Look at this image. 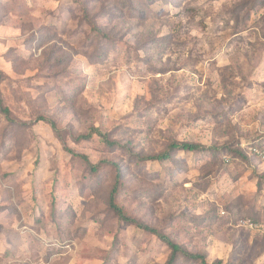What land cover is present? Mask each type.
<instances>
[{
	"label": "rangeland",
	"instance_id": "obj_1",
	"mask_svg": "<svg viewBox=\"0 0 264 264\" xmlns=\"http://www.w3.org/2000/svg\"><path fill=\"white\" fill-rule=\"evenodd\" d=\"M0 72V264H164L116 167L128 217L264 264V0H0Z\"/></svg>",
	"mask_w": 264,
	"mask_h": 264
},
{
	"label": "trees",
	"instance_id": "obj_2",
	"mask_svg": "<svg viewBox=\"0 0 264 264\" xmlns=\"http://www.w3.org/2000/svg\"><path fill=\"white\" fill-rule=\"evenodd\" d=\"M1 80H2V73L0 72V82H1ZM0 113L3 114L5 119L11 120L10 111L6 106L3 105L1 96H0ZM92 132L96 133L98 135H101V137L103 139H105V142L107 145H109L111 147L115 145L114 141L107 140L105 137V134L96 130L95 128L92 129ZM92 132L90 131V133L83 135L82 138L90 137ZM249 146H260L261 147V146H263V144L258 143V142H253V143L249 144ZM248 147H247V150L246 149H244V151L242 150L243 153L245 155L251 157V158H256V156L254 154H252L251 152L248 151ZM197 148H198V146L196 144H193V143L184 142V141L174 142V143H171L169 145V147L164 152L154 156L152 159H154V160L156 159L159 161H165V160L169 159V156L173 150L193 151ZM223 156H225V155H223ZM89 169L91 170V172L95 173L96 168L94 165H89ZM115 173H116L115 177H114L115 182H114V184L111 188V191L109 193V206H110V208L113 209V211L116 213V215L119 216L120 218H122L123 220L130 222V223H134L137 227H140L146 231L152 232L153 234H156L158 237H160L166 243L170 252H169V255H168L164 264H175L177 262L178 256L181 254L186 255L189 258L199 260V262L201 264H209L206 262V260L202 254H192L190 252H187L186 250L181 248L177 243H175L171 239H169L166 235L159 233L155 228H152L146 224L139 223V222L135 221L133 218H130L127 215H125L123 213L122 209L114 203V198H115L116 193L118 191V183H119L120 179L122 178V175H121L118 167H116ZM210 264H222V263L220 261H216L215 263H210Z\"/></svg>",
	"mask_w": 264,
	"mask_h": 264
},
{
	"label": "built area",
	"instance_id": "obj_3",
	"mask_svg": "<svg viewBox=\"0 0 264 264\" xmlns=\"http://www.w3.org/2000/svg\"><path fill=\"white\" fill-rule=\"evenodd\" d=\"M248 151L254 154L257 158L264 161V145L261 147L260 146H249ZM263 231H264V227H263Z\"/></svg>",
	"mask_w": 264,
	"mask_h": 264
}]
</instances>
